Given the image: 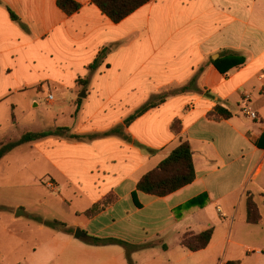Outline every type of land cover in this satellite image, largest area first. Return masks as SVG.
I'll list each match as a JSON object with an SVG mask.
<instances>
[{"label": "crops", "instance_id": "0c3cea01", "mask_svg": "<svg viewBox=\"0 0 264 264\" xmlns=\"http://www.w3.org/2000/svg\"><path fill=\"white\" fill-rule=\"evenodd\" d=\"M74 1L82 8L67 16L56 0H0V147L11 142L5 128L17 125L19 108L29 117L43 114L40 128L24 134L50 132L15 147H26V164L40 175L29 176L30 212L24 206L31 203L0 201L10 207L7 220H29L18 228L12 222V231L0 220V255H19L26 264H127L122 247L87 243L95 237L147 245L132 253L135 264L143 257L160 264H183L192 255L215 260L233 226L246 223L248 195L261 217L256 225L264 223V0H151L119 23L91 0ZM148 103L155 105L127 123ZM216 106L231 117L208 119ZM244 107L258 119L244 116ZM176 121L180 131L173 133ZM184 141L195 180L162 198L137 191L139 179ZM13 149L0 158V190ZM110 195L111 205L85 216ZM201 195L204 207L180 209ZM19 209L25 217H15ZM36 219L61 222L69 233ZM208 228L205 249L179 245L185 233ZM77 230L85 239L74 238ZM173 234L176 250L167 241ZM230 242L219 264L240 261Z\"/></svg>", "mask_w": 264, "mask_h": 264}, {"label": "trees", "instance_id": "16d2710c", "mask_svg": "<svg viewBox=\"0 0 264 264\" xmlns=\"http://www.w3.org/2000/svg\"><path fill=\"white\" fill-rule=\"evenodd\" d=\"M151 0H91L90 4L95 6L102 15L106 16L112 23H119L137 9L143 5L149 3ZM56 7L65 15L71 16L77 13L82 5L75 2L74 0H56ZM6 11L9 17L13 21H19L17 16L6 7ZM240 62L239 64H241ZM232 65L221 71L229 70L237 65ZM155 104L148 103L141 110H138L131 118L127 120V123L141 114L147 112L149 109L154 107ZM231 114L220 106H216L213 111L208 113L207 118L213 121H220L229 119ZM171 130L173 133H178L180 131L179 122L176 121L172 124ZM50 132L43 133H26L21 136V138L13 143L7 144L0 148V158L3 157L5 153L11 149L19 146L21 144L30 143L37 141L42 137H45ZM195 180V170L192 161V152L188 142H180V144L170 152V154L161 161L153 170L144 174L136 184V190L144 193L146 195L154 197H165L168 196L179 189L191 184ZM116 200V197L113 195L105 197L99 203L94 204L90 209L84 212L85 216L93 217L98 214L100 211L111 205ZM207 197L206 195L198 196L193 200L187 202L180 209H186L189 207H199L202 208L206 204ZM246 223L251 225H256L260 222L261 217L258 212L257 206L253 201V198L248 195L246 198ZM36 221L44 226L51 229H59L61 231L69 233V230L66 228L65 224L58 221H49L45 222L40 219ZM213 234V228H208L205 231H202L198 234L187 232L180 238L179 245L190 252H197L205 249ZM87 243L91 246H107V245H117L125 250L130 252L143 246H133L129 245L123 241L117 239H100L95 237H88ZM163 249H166L165 246H162ZM225 264H240L239 261H230Z\"/></svg>", "mask_w": 264, "mask_h": 264}, {"label": "rangeland", "instance_id": "374dc122", "mask_svg": "<svg viewBox=\"0 0 264 264\" xmlns=\"http://www.w3.org/2000/svg\"><path fill=\"white\" fill-rule=\"evenodd\" d=\"M24 103V102H23ZM22 108H19V110H16L15 117H13V120L17 122V125L12 126L11 124L7 125L5 129L6 130V136L9 137V144L13 143L18 140L26 131L29 130H38L40 128L39 126V116L43 114H36V116L29 117L27 114V110L20 111ZM43 110L42 108L40 109ZM39 110V112H40ZM1 148V147H0ZM26 147L20 146L18 148H14L12 150L11 157H7L6 162L3 163L2 170L3 175L5 176L4 179V187L5 189L0 190V201L4 199L13 198L14 200L23 201V204L26 205V203H31V208L28 206H24L25 209H27L30 212V209L34 207V197L32 195L34 194V191H30L29 186V176H38L40 174V170H36V167L31 168L29 163L26 164L27 156H26ZM28 162V160H27ZM28 165L29 169L26 172L19 171L20 168H23L24 165ZM34 172V173H33ZM48 179H41V183H47ZM50 181V180H49ZM26 185V187H25ZM24 187V188H23ZM6 190V191H5ZM25 195V197H24ZM0 204H2L0 202ZM5 208V209H3ZM8 204H3L2 207H0V220L5 219V225H7L8 229L12 231L14 229L13 226H10L12 222H17L16 227L18 228L21 226V224H27L29 220L25 219H12L7 220V217L4 215L11 214V210L9 209ZM23 209V208H21ZM24 210V209H23ZM31 215V214H30ZM3 216V217H2ZM241 217H245V212L241 211ZM188 223H191L190 221ZM15 227V229H16ZM228 229L225 231L226 235L228 233ZM224 235L221 234L220 237H223ZM223 246L219 247L215 250V254L213 257H216V254L218 252L217 258L214 260V258H208L206 262H204L201 258H198V256L201 255H192L191 257L185 258L183 261V264H219V262H223L224 258V247H225V240L228 239L231 242L227 244L228 247H232L235 251V256L239 257L240 264H264V253L261 255L256 254H246L242 251L241 248L233 246L234 244L237 245H243L248 246L250 248H256L259 249V251H264V223H261L260 225L251 226L247 225L246 223H236V225L233 226L232 232L230 235L225 236ZM167 241L169 242V245L171 246L172 250H176L178 247V237L176 234H173L167 238ZM24 248V247H23ZM123 252L125 254V259L127 260V264H135V260H131L132 253H136L137 251H140L139 249L133 250V251H127L124 248ZM25 250V248H24ZM180 250V249H179ZM222 251V252H221ZM184 252V251H183ZM159 254L161 259L165 258V254L159 251ZM228 256V254H227ZM226 256V257H227ZM144 257L139 260H137V264H160V262L157 261V258L153 260H148ZM26 264L25 262H22L19 260V255H7L3 254L0 255V264Z\"/></svg>", "mask_w": 264, "mask_h": 264}, {"label": "built area", "instance_id": "2783aa9c", "mask_svg": "<svg viewBox=\"0 0 264 264\" xmlns=\"http://www.w3.org/2000/svg\"><path fill=\"white\" fill-rule=\"evenodd\" d=\"M263 77H264V72H262V74H261V78H263ZM47 99L48 100H52V96L49 95L47 97ZM242 113H243L244 116L250 118L253 121H256L258 119L257 114L255 112H253L251 109L247 108V107L243 108ZM49 186L52 187V184H49Z\"/></svg>", "mask_w": 264, "mask_h": 264}, {"label": "water", "instance_id": "95a60500", "mask_svg": "<svg viewBox=\"0 0 264 264\" xmlns=\"http://www.w3.org/2000/svg\"><path fill=\"white\" fill-rule=\"evenodd\" d=\"M84 94H82V96H79V98H83ZM15 217L19 218V217H25V214L23 213V211L21 209L17 210ZM85 234L82 233L81 231L77 230L74 234V238L75 239H85Z\"/></svg>", "mask_w": 264, "mask_h": 264}]
</instances>
